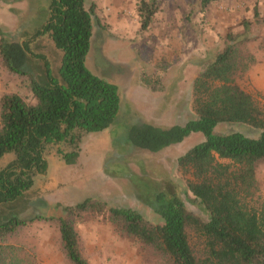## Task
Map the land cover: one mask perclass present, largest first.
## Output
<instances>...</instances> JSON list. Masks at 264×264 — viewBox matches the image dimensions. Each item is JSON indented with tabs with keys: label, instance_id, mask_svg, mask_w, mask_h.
Wrapping results in <instances>:
<instances>
[{
	"label": "trees",
	"instance_id": "1",
	"mask_svg": "<svg viewBox=\"0 0 264 264\" xmlns=\"http://www.w3.org/2000/svg\"><path fill=\"white\" fill-rule=\"evenodd\" d=\"M215 1L220 0L198 3L205 9ZM158 9V0L137 2L141 30L149 28ZM93 19V5L87 7L85 0H50L45 23L31 37L47 34L62 51L57 76L44 61L49 81L31 78L34 103L16 92L0 97V159L13 155L0 167V264L34 262L23 246L8 241L43 219L58 223L61 247L71 264H89L73 220L86 211H105L112 223L165 264H264V198L256 177L257 166L264 161V107L236 83V73L245 72L249 64L231 33L223 49L203 62L192 81L194 115L170 127L140 122L130 128L132 143L152 153L179 144L194 132L204 136L176 159L178 168L192 175L185 192L176 183L168 192H157L151 203L142 197L139 183L138 198L151 205L158 223L131 206H109L92 198L74 205L57 204L65 216H27L33 206L46 205L39 197L27 198L34 177L47 169L45 155L53 149L65 164H76L84 134L108 128L119 110L117 85L85 64ZM30 55L42 57L33 53L29 40L20 43L0 29V56L10 70L25 74ZM249 60L254 61L252 56ZM224 123L242 124L256 132L215 131ZM186 192L193 195L191 201L200 213L188 208Z\"/></svg>",
	"mask_w": 264,
	"mask_h": 264
},
{
	"label": "rangeland",
	"instance_id": "2",
	"mask_svg": "<svg viewBox=\"0 0 264 264\" xmlns=\"http://www.w3.org/2000/svg\"><path fill=\"white\" fill-rule=\"evenodd\" d=\"M49 1L1 0V34L14 31L20 22L25 27L24 37H30L45 23ZM138 1L85 0L94 10L85 64L92 73L118 81L119 110L108 128L84 134L76 164H65L53 149L45 155L47 169L34 177L27 198L39 197L46 205L33 206L27 216H65L57 204L74 205L92 198L109 206H131L158 223L151 205L138 198L139 183L143 185L142 197L151 203L157 192H168L176 183L185 192L192 175L179 169L176 159L204 136L194 132L179 144L152 153L132 143L130 128L140 122L170 127L194 115L192 81L203 64L223 49L228 33L235 36L249 64L245 72L236 73V83L264 107V0H220L205 9H200L198 0H158L159 9L145 30L140 28ZM41 37L31 50L46 54L51 72L57 76L62 51L47 34ZM40 44L45 47L40 48ZM0 63V97L16 92L34 103L26 85L28 78L10 70L1 56ZM215 131L256 132L238 123L217 125ZM12 157L7 154L0 159V167ZM256 177L264 198V161L257 166ZM183 196L188 208L200 213L191 201L193 195L186 192ZM73 220L81 252L89 264H165L150 248L112 223L105 211H86ZM8 242L33 255L32 264H71L62 250L55 221L35 220Z\"/></svg>",
	"mask_w": 264,
	"mask_h": 264
},
{
	"label": "crops",
	"instance_id": "3",
	"mask_svg": "<svg viewBox=\"0 0 264 264\" xmlns=\"http://www.w3.org/2000/svg\"><path fill=\"white\" fill-rule=\"evenodd\" d=\"M0 2H1V0H0ZM46 15L48 16V7H47ZM12 29H14V31H9L10 38H13V40H15V41H17V39H18L20 43H24L27 40H29L30 41V47L33 44L40 43L44 38L41 36H39L37 38H32L31 37L32 35L28 38L24 37L25 27L20 22H18ZM43 47H45L44 44H40V48H43ZM52 47H53V45H52ZM31 49H32V47H31ZM53 49H54V47H53ZM33 53H36L37 55H42L44 58H41L39 56H31V55L28 57V64L26 65L25 74H24L25 76L23 78H28V83L26 85L29 88H30L31 78L34 79L35 81L40 82V83H47L49 81V79L46 75V72H45V67H44V61H47L48 63L50 62L48 56H46V54H42L40 52L37 53V51H33ZM105 79L110 81L108 78H105ZM110 82L117 85L118 89H120L118 81H110Z\"/></svg>",
	"mask_w": 264,
	"mask_h": 264
}]
</instances>
